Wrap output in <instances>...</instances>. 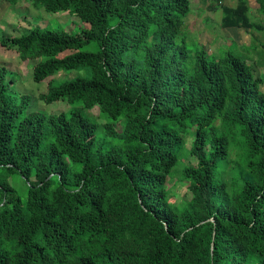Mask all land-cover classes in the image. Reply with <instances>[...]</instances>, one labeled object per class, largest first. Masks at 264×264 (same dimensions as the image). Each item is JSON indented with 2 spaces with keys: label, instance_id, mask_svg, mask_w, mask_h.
I'll return each mask as SVG.
<instances>
[{
  "label": "trees",
  "instance_id": "obj_1",
  "mask_svg": "<svg viewBox=\"0 0 264 264\" xmlns=\"http://www.w3.org/2000/svg\"><path fill=\"white\" fill-rule=\"evenodd\" d=\"M4 1L88 26L0 36L47 80L40 100L72 105L30 109L0 66V264H264V80L246 55L189 48L190 0ZM221 13L264 31L246 0Z\"/></svg>",
  "mask_w": 264,
  "mask_h": 264
},
{
  "label": "rangeland",
  "instance_id": "obj_2",
  "mask_svg": "<svg viewBox=\"0 0 264 264\" xmlns=\"http://www.w3.org/2000/svg\"><path fill=\"white\" fill-rule=\"evenodd\" d=\"M249 6V17L257 23H264V15L258 12L256 0H246ZM238 0H190V11L183 20L181 35L192 50L204 48L206 55L219 57L221 51L232 48L238 54L246 55L248 62L253 64L255 74H259L264 80V31H256L247 28H225L221 25V7L223 5L236 6ZM33 26H47L49 28L64 29L76 32L87 23L67 11L47 12L44 9L35 8L29 2L20 1L16 5H10L0 0V36L11 37L25 33ZM245 46L254 48V51L246 52ZM262 53H261V52ZM244 55V56H245ZM33 60L21 61L14 49H6L0 46V66L8 68L16 75L15 88L20 93L29 94L28 106L40 112L59 113L67 111L72 105L64 100L45 103L39 99V94L46 92L47 80L36 83L32 80ZM76 72L65 75L63 72L57 78L71 77ZM264 91V84L261 85ZM91 117L102 122L97 108L86 110ZM195 162L192 156L187 157ZM178 176V175H177ZM176 176V177H177ZM10 181L18 191L23 182L18 173H15ZM170 200L180 204L187 200L186 188L181 181L170 182Z\"/></svg>",
  "mask_w": 264,
  "mask_h": 264
}]
</instances>
